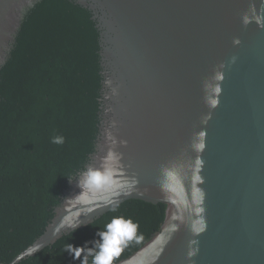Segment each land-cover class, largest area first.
I'll list each match as a JSON object with an SVG mask.
<instances>
[{"label":"water","instance_id":"1","mask_svg":"<svg viewBox=\"0 0 264 264\" xmlns=\"http://www.w3.org/2000/svg\"><path fill=\"white\" fill-rule=\"evenodd\" d=\"M40 1L0 0V69ZM76 2L92 10L100 31V135L44 232L9 264L71 233L53 235L65 215L80 212L82 228L129 199L165 203L166 217L116 264H264V0ZM110 149L123 165L121 183L136 182L88 214L67 200ZM190 246L198 249L191 258Z\"/></svg>","mask_w":264,"mask_h":264},{"label":"trees","instance_id":"2","mask_svg":"<svg viewBox=\"0 0 264 264\" xmlns=\"http://www.w3.org/2000/svg\"><path fill=\"white\" fill-rule=\"evenodd\" d=\"M100 50L92 10L76 0H42L0 69V264H9L44 232L95 150L102 121ZM53 137L64 142L53 143ZM166 208L129 199L14 264H81L67 246L92 247L97 232L123 216L138 228L116 264L160 231Z\"/></svg>","mask_w":264,"mask_h":264},{"label":"clouds","instance_id":"3","mask_svg":"<svg viewBox=\"0 0 264 264\" xmlns=\"http://www.w3.org/2000/svg\"><path fill=\"white\" fill-rule=\"evenodd\" d=\"M261 11H264L262 7ZM253 12L255 9L253 8ZM245 23H247V17H245ZM234 44H239L240 40L234 39ZM233 57V62L235 61ZM225 78L224 73H217L215 79L217 81H223ZM222 92V86L218 83L214 88L215 98L210 100V106L216 108L219 104V97ZM210 117L206 116L204 118V123H207V120ZM111 138V134H109ZM53 143L62 144L63 137H53ZM123 143H127L123 141ZM203 147V144L200 145ZM123 165L120 163V156L109 150L106 157L102 158V163L100 167L93 168L89 167L85 172L81 174V177L77 180L78 187L82 190L74 198H70L67 201L76 200L78 203L85 206V211L88 214L93 212V208L89 207L90 205H95L98 202L103 204L111 205L115 201L113 197H119L121 191L125 188H131L135 184L133 180L132 184H128L126 181L121 183V169ZM81 213L77 212L74 216L71 214L65 215L60 224L53 231V235H59L61 229L70 228L76 230L81 221ZM138 225L134 223L130 218H125L123 216H113L105 226L103 230L97 232L98 239L91 241L92 247H75L72 244H69L66 248L71 254H74V259H79L81 264H86L87 256H92V264H114V261L121 254L123 247L128 241H131L135 234ZM196 244L197 241L191 242ZM198 249L192 248L190 246V251L188 252L189 258L196 255ZM82 253L84 259L82 258Z\"/></svg>","mask_w":264,"mask_h":264}]
</instances>
